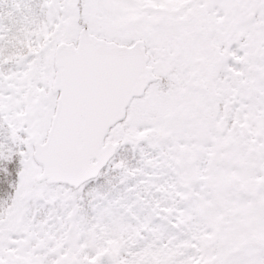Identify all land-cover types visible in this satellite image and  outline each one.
<instances>
[{
  "label": "snow or ice",
  "instance_id": "6c2138e0",
  "mask_svg": "<svg viewBox=\"0 0 264 264\" xmlns=\"http://www.w3.org/2000/svg\"><path fill=\"white\" fill-rule=\"evenodd\" d=\"M8 6L0 198L10 204L37 171L87 165L86 180H57L37 201L61 215L59 198L45 203L52 190H78L77 218L98 237L81 236L80 264L108 240L119 247L95 264H136L144 252L172 254V264H264V0ZM25 39L35 51L17 44ZM14 46L21 54L9 59Z\"/></svg>",
  "mask_w": 264,
  "mask_h": 264
},
{
  "label": "rangeland",
  "instance_id": "374dc122",
  "mask_svg": "<svg viewBox=\"0 0 264 264\" xmlns=\"http://www.w3.org/2000/svg\"><path fill=\"white\" fill-rule=\"evenodd\" d=\"M8 3L9 0L0 3V15L13 17L16 15L15 10L10 9ZM45 40H47V36H45ZM17 44L29 51L36 50L30 47L27 39L22 42L18 41ZM37 47L39 48L41 45ZM22 48L14 46L9 59L19 56ZM252 54H255L254 51ZM38 173L39 171L21 179L11 203L2 213V218H0V254L5 253L4 257L10 258V264H76L73 258L83 250L81 247H85L84 244L78 246V236H75L78 234L74 233L76 227L79 231L83 230L82 235L87 237L89 244L98 237L94 236L91 229L85 230L84 224L77 225L73 221L77 216L75 200L78 190L73 191L66 188L52 190L53 194L45 203L50 204L59 198L58 207L62 214L57 215L55 210L45 213L44 205L37 204V201L49 189L45 184L34 187L36 185L34 178ZM65 207H70V210L63 214ZM83 219L85 218L83 217ZM134 242L133 239L129 241V243ZM106 243L108 248L98 250L96 256L102 251L106 252L107 249L115 250L119 247L118 241L108 240ZM61 249H63V254H59ZM54 254H56V258L51 259L50 257ZM172 260V254L144 252L139 255L136 264H172Z\"/></svg>",
  "mask_w": 264,
  "mask_h": 264
},
{
  "label": "water",
  "instance_id": "95a60500",
  "mask_svg": "<svg viewBox=\"0 0 264 264\" xmlns=\"http://www.w3.org/2000/svg\"><path fill=\"white\" fill-rule=\"evenodd\" d=\"M93 174V169L87 165H79L77 167L66 169V170H50L46 172H39L34 180L39 181L42 177L47 176V183H55L57 180L66 181L72 186H76L81 181L86 180L90 175Z\"/></svg>",
  "mask_w": 264,
  "mask_h": 264
},
{
  "label": "trees",
  "instance_id": "16d2710c",
  "mask_svg": "<svg viewBox=\"0 0 264 264\" xmlns=\"http://www.w3.org/2000/svg\"><path fill=\"white\" fill-rule=\"evenodd\" d=\"M0 171H3V169H0ZM13 195H12V197H13ZM12 197L10 199H12ZM8 206H9L8 202L6 200H3L2 198H0V218H2V213H4L5 209ZM73 221H75L77 225L84 224V226H86V223H87L86 219H83V216H79L78 218L76 216V219ZM74 233L78 234L75 236H78L77 241H79L81 236H82L83 230L79 231L78 227H76V231H74ZM81 248H84V247H81ZM107 250L109 251V249H107ZM107 250H105V251H107ZM102 252L99 253L95 258H92V260L89 261V264H95V260L98 258L99 255L102 254ZM4 255H5V253L0 254V264H10L9 263V262H11L10 258H6V257H4ZM78 256H79V254H76V256L73 258L75 260L76 264H80V261L78 260ZM9 257H11V255H9Z\"/></svg>",
  "mask_w": 264,
  "mask_h": 264
}]
</instances>
